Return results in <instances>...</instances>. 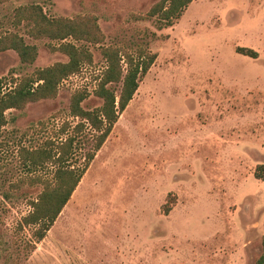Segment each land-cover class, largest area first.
<instances>
[{"label":"rangeland","instance_id":"374dc122","mask_svg":"<svg viewBox=\"0 0 264 264\" xmlns=\"http://www.w3.org/2000/svg\"><path fill=\"white\" fill-rule=\"evenodd\" d=\"M159 1L0 5V34H18L38 49L31 65L14 51L0 53L2 92L13 80L68 61L55 51L60 42L34 40L27 35L30 24L14 25L17 8L39 6L49 19L95 17L105 36L101 45L77 43L91 51L93 63L62 81L55 99L5 114L0 264H256L264 235V179L255 177L264 165V0H194L171 26L148 17ZM106 47L131 53L142 47L157 58L39 242L22 219L42 189L30 178L50 177L53 168L25 166L20 151L73 134L78 119L69 107L76 92L88 93L85 110L101 106L93 92L106 67ZM96 135L87 129L75 135L76 167L84 165Z\"/></svg>","mask_w":264,"mask_h":264},{"label":"trees","instance_id":"16d2710c","mask_svg":"<svg viewBox=\"0 0 264 264\" xmlns=\"http://www.w3.org/2000/svg\"><path fill=\"white\" fill-rule=\"evenodd\" d=\"M11 0H0V5ZM194 0H160L148 12V17H157L171 26L174 20L180 19L183 11ZM23 22L30 24L27 35L34 40L49 39L60 42L55 51L67 57L66 63H56L51 67L38 69L33 75L13 80L12 87L2 92L0 87V131L7 125L6 112L22 111L27 105L42 100H53L58 95L59 85L70 76L77 75L84 66L93 63L91 51L86 46L101 45L105 36L95 17L84 16L74 19H49L41 7L36 5L22 6L14 11V25ZM70 40V41H69ZM14 51L22 64L31 65L38 57L36 46L28 45L15 33L0 34V53ZM239 53L245 51L238 49ZM106 67L97 78L94 96L102 101L98 109L87 111L82 107L88 98L86 91H79L70 99V115L78 119L73 134L63 142L55 144L48 141L40 148L32 151L21 149L22 163L33 169L52 167L50 177L41 175L30 178L32 186L42 189L37 197L29 203L31 211L22 219V226L34 227L33 237L42 241L46 233L70 201L81 179L90 167L96 153L102 148L113 131L120 115L126 110L139 89L141 79L149 72L157 56L148 53L144 48L136 49L135 53L118 47L101 48ZM256 57L255 52L245 54ZM1 83V80H0ZM111 85H120L113 90ZM66 126L60 129L64 133ZM89 130L98 135L94 137V147L85 157L84 165L79 168L73 162L76 134ZM257 179H264V165L258 166L255 172ZM23 181H19L21 183ZM19 187V186H18ZM170 205L164 206L168 214ZM261 255L256 264H264V235L262 236Z\"/></svg>","mask_w":264,"mask_h":264}]
</instances>
